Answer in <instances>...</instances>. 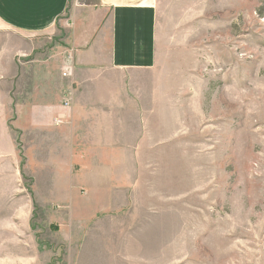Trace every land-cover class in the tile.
Returning a JSON list of instances; mask_svg holds the SVG:
<instances>
[{
    "label": "rangeland",
    "instance_id": "rangeland-1",
    "mask_svg": "<svg viewBox=\"0 0 264 264\" xmlns=\"http://www.w3.org/2000/svg\"><path fill=\"white\" fill-rule=\"evenodd\" d=\"M156 9L157 64L127 88L152 123L120 152L132 185L106 213L62 209L51 167L27 151L34 135L17 130L0 169V264H264V0ZM7 84L0 100L18 91Z\"/></svg>",
    "mask_w": 264,
    "mask_h": 264
},
{
    "label": "crops",
    "instance_id": "crops-1",
    "mask_svg": "<svg viewBox=\"0 0 264 264\" xmlns=\"http://www.w3.org/2000/svg\"><path fill=\"white\" fill-rule=\"evenodd\" d=\"M157 56L156 0H0V86L18 90L0 100V169L17 156L16 131L33 134L27 151L51 167L54 203L109 211L133 182L120 152L149 133L127 88Z\"/></svg>",
    "mask_w": 264,
    "mask_h": 264
},
{
    "label": "built area",
    "instance_id": "built-area-1",
    "mask_svg": "<svg viewBox=\"0 0 264 264\" xmlns=\"http://www.w3.org/2000/svg\"><path fill=\"white\" fill-rule=\"evenodd\" d=\"M71 69H72V63L71 60H66L65 62V66L62 70V76H68L71 73ZM65 105H68L67 102L64 103Z\"/></svg>",
    "mask_w": 264,
    "mask_h": 264
}]
</instances>
